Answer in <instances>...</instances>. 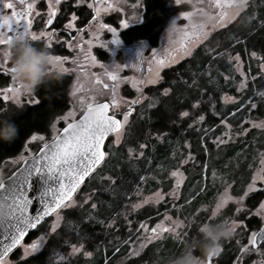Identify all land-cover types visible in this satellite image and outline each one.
Masks as SVG:
<instances>
[{
	"label": "trees",
	"instance_id": "obj_1",
	"mask_svg": "<svg viewBox=\"0 0 264 264\" xmlns=\"http://www.w3.org/2000/svg\"><path fill=\"white\" fill-rule=\"evenodd\" d=\"M167 17L164 0H148L144 22L127 29L123 35L126 38H147L155 46L159 43ZM230 51L240 52L247 61L250 60L251 51L264 52V0L250 2L233 22L212 33L191 56L163 69L161 82L147 89L149 96L157 97V102L151 107L145 101L142 105L139 104L136 111L139 109L140 113H133L124 126L119 145H114L113 135L108 138V155L102 166L79 188L90 191L100 186L101 192L96 196L97 207L86 205L67 210L65 225L59 234L50 237L42 251L32 256L27 264H62L55 261L54 251L58 248L67 250V246L63 244L65 239L83 242L93 250L96 264H103L108 256L115 258L116 253H124L122 250L127 248V240L135 233L126 232L124 223L119 220V230L110 231L114 235L112 239L107 232L110 230L108 223L119 216L124 202L133 197L134 191L142 182L145 192L153 191L161 184L168 188L170 182L166 179L167 172L178 166L180 159L176 150L181 149L186 140L192 144V151L196 153L198 161L192 171H188L189 177L183 189L182 200L188 201L190 194L193 195L192 201L182 205L185 217L190 219L199 205L211 202L220 190L216 181L202 191V170L209 158L212 165L223 169V176L227 178L225 182L235 181L234 191L238 192L249 180L246 168L257 152L255 140L259 138L256 137L264 132L252 131L248 139L231 143L224 148H215L209 140L210 135L215 136L221 131L222 118L232 120L237 118L240 111H235L240 103L224 105L221 101L223 92L237 93L235 84L238 77L234 76L236 73L233 64L228 59ZM225 74L230 78L225 80ZM68 83L69 77L63 75L58 84L51 88L41 87L36 92L39 98L37 103L8 115L18 126L19 135L11 144L0 142V164L7 157L18 154L31 134L50 131L53 119L69 105ZM250 84L254 91L250 93L256 94L264 86V80L258 77ZM166 88L167 96L162 92ZM258 100L257 113L264 116V101L260 98ZM195 103L197 105L193 107ZM185 110L193 112L192 118L180 115ZM200 115H205L204 119L190 126V122ZM159 135L163 136L162 140H159ZM142 143L147 144L142 156L129 154V148L139 149ZM151 174L156 175V178L148 176ZM112 178L115 180L113 183L110 180ZM139 214L140 218H148L155 211L147 207ZM196 228L194 226L192 235ZM37 230L25 240L33 238ZM184 242L176 241L172 236L166 237L163 242H153L148 246L146 258L151 264H161L158 261L161 256L165 264L170 257L183 250ZM117 249L118 252H115ZM14 251L16 255L17 250ZM196 253L200 254L198 251ZM134 263L132 261L130 264Z\"/></svg>",
	"mask_w": 264,
	"mask_h": 264
},
{
	"label": "rangeland",
	"instance_id": "obj_2",
	"mask_svg": "<svg viewBox=\"0 0 264 264\" xmlns=\"http://www.w3.org/2000/svg\"><path fill=\"white\" fill-rule=\"evenodd\" d=\"M254 1L256 0H248V6L250 2ZM186 2L189 3L190 10H178L177 13L170 18L166 28L161 34L159 43L155 46L144 40L125 44L121 40L120 29L115 28V36L119 39L120 43L111 44L109 48L101 47V45L103 44H108V42H110L114 37L113 33L108 31L107 29H100L99 33L97 34V25H93L91 28L77 33V36H75V38H71V35L69 34L66 35L65 33L62 34L60 32H55L51 43L54 44V47H56V49H60V51L62 52L52 53V55H62L68 57V59L64 61V67L70 70L66 74L70 75L71 77L70 83H68L67 87L69 105L63 112H61L53 119L50 131L48 133L35 132L37 136L44 137L43 141L39 139L34 141L31 140V134L27 138L22 150L18 154L7 157L1 162L0 181H2L13 171H15L21 165L24 159L32 156L43 144L47 143L53 138V136L57 135L63 127V124H66L77 118L78 115L82 113V111L90 102L94 103L104 99H112L113 88L106 89L103 87V85L101 86V84H98L99 86L97 87V84L94 81L95 77H99L102 83L113 82L116 84L115 95L117 99L121 100V103L118 109L111 108V114H113L112 111L118 113L120 112L121 114H123V112L127 111L128 107L132 105V101L138 98L140 99V105H142L144 101L149 105H153L155 102H157V97H154L153 95H150V97L147 93V89L161 82L163 69L191 56L200 45L205 43V41L211 36L212 33L228 26L237 18V16L242 11H244L248 7L247 6L246 8L241 9L237 15L223 22L222 25H217L216 20L218 19V14L225 10L224 8L215 6L217 0H181L180 4ZM226 2L227 0H220L221 4H226ZM171 3L175 4L176 2L175 0H172ZM113 4V10H120L124 16V19L122 20L127 24L141 20L140 9L137 5L136 7H132L127 3L126 0H114ZM185 11L191 13V18L194 16H202L208 21L204 25L206 34H201L198 39L189 38L190 40H192L191 43L185 40L181 32V28L183 27V25L189 23L187 19H184L180 15ZM175 18L177 19V26L174 30H170V24ZM41 30L53 32L46 28H43ZM41 30H36L35 32L39 33ZM6 34L7 33H5V35ZM90 40L92 41L91 44L88 43V41ZM182 43H184V45L188 48V54H184L181 51ZM4 47H6V45L0 46V49ZM96 47L106 50L108 53L107 56L96 52ZM65 48H67L68 50L63 52ZM138 51H141V54L139 56H137ZM252 52L254 51H251L249 61L245 60L240 52H229L228 59L233 64L232 66L236 73L234 76L237 75L238 77L235 88L236 91L237 88H240V91L236 94L223 92L221 95V101L224 105L237 102L240 103L238 110H235L240 111L238 112L237 118H233L232 120L222 118L223 123L221 122V131L215 136H209V140L215 146V148H224L226 145H229L231 143L241 142L243 141V139H248L250 137V132L252 131H255V133L258 131L264 132V127L254 126V124H258L264 121V116H261L257 113V109L259 106V97L256 95L257 93L264 92V86L261 88V90L256 92V94L250 93L251 91H253L252 85L250 83H254V80H256L258 77H261V79L264 80V72H261L260 67L261 64L264 63V52L255 51L257 53L255 57L252 56ZM86 56H95L96 62L92 63L90 59H85ZM170 56L174 57L173 62H167ZM236 57H239L238 65ZM74 58H78V64H73L72 61ZM160 59H165L166 63L163 67H160L158 69L156 61ZM0 62H3V59H0ZM113 63L126 65L118 70L117 75L119 79L117 82L109 80L105 75V67H107L109 70H112L111 66ZM101 65H103L104 67H102ZM7 66L9 65H6V67ZM237 67H239V71L236 70ZM157 71H159V75L161 78L155 83H145L141 86V92L138 93L136 90L137 86L134 84V81H139L142 79H147V77L149 76H154ZM242 73L243 76L241 75ZM224 77L225 80L230 78L228 74H225ZM241 79H243L245 82V86L243 88L240 87ZM9 85L14 86L13 81L10 79L0 84V101L3 102L2 104H0V114L8 116L15 110H20L21 108H24L29 104L38 102L36 92L31 96H21L19 103H14L11 99L4 100L3 89L7 88ZM74 88L77 89V91H75V94L73 95ZM162 92H164V90H162ZM7 95L11 97V93H7ZM229 97L231 99H229ZM81 98H83V100H81ZM253 102L256 103L255 108L250 107ZM195 105H197V103H195ZM138 110L134 113L139 114L140 110ZM184 112L188 113L187 116L189 117H191V115L193 114V112L190 113L188 110H185ZM66 115L67 119L65 120L63 117H65ZM201 116L204 117L205 115H200L196 119L192 120L190 122V126H193L197 121H202L203 119H200ZM131 118L132 114L129 115L128 122ZM53 123L55 124L54 128L52 127ZM243 129H246V131H242ZM123 134L124 132L122 131L120 133L118 143L116 142V134L113 135L114 145L120 144L123 138ZM216 137H220L223 142L221 143L220 141H217ZM158 138L159 140H162L163 136L159 135ZM141 145H144V147H139V149L129 148V154H138L139 157L142 156V154H144L145 152L144 150L147 147V144L142 143ZM176 151V155L178 159H180V161L178 162L177 167H174L167 172L166 179L170 182L168 188L165 184H161L162 186L158 187L157 189L150 192H145L143 191L144 183L142 182L141 186H139L134 191L133 197L128 198L124 202L122 208L120 209L119 216L116 217V219L110 220V222L108 223V227H110V230L107 231L108 234L112 229V232L119 230V220L124 223L123 225L125 226L126 232L133 231L135 234L134 236L129 237V239L127 240V248L125 250H122L124 251V253H120L118 255L116 253L115 258H112V255L106 257L103 264H130L132 261H135L134 264H151L146 258V252L148 250V246L151 243L156 241L163 242L168 236H172L174 239H176V241L184 242V240H188L190 236L197 235L200 227L205 223H220L228 221V223L231 224L232 220L242 221V225L237 227L229 238L223 240L227 243V246L230 247V249H228L225 253L226 257L233 256L235 258L233 264H260L261 261H264V255H261V253H264V246L256 250H251V245H249V251L243 253L240 251L242 247L248 244V239L253 233V231L250 232V222H247V220L244 219V215L248 217L257 215L256 213L259 209H252L247 205V197L244 195V193L248 190L249 185L253 183V175H264V172L260 171L262 168H264V164H262V160H264V150H258L251 160L249 166L246 168V170L249 172V180L246 183L247 185L244 184L242 186L243 188H245V192L242 195H238L237 192L235 193V181H232L230 183L225 182L227 178L223 176V169L218 166L212 165L210 162L211 159L208 157L209 159L206 162L204 169L202 170V191L204 192L205 188H209V186H211V182L216 181H218L216 185L218 186V189L220 188V190L217 192L216 196H214V199L211 202L199 205L197 211L195 212V215L191 216L190 219L185 217V213L182 212V205L185 202L188 203L192 201L191 199L193 198V195L190 194V196L188 197V199L190 200L188 201L182 200V196L184 194V186L186 185V181L189 177L188 171H192V168L198 161L197 155L192 151V144L189 140H186L183 143L181 149L179 148ZM107 155L108 154L106 153V157ZM21 156L23 157L22 160L17 159ZM176 171H178V175L175 177L172 176L171 173ZM148 176L156 178V175L154 174ZM110 180L112 183L115 181L114 178ZM259 182H261V180L259 179L255 181V188ZM99 187L100 186H97L90 191L86 190L83 187L79 189L72 198V203L70 204V206L68 208H62L59 210L60 219L58 221L56 214H53V216H51V218L48 219L43 226H40L38 228L33 238L22 242V244L30 243L32 240H35L40 236H44L43 246L37 253H34L32 256H35L42 251V249L49 241L50 237L59 234V231L65 225V215L67 210L73 208L78 209L86 205L91 206L92 203H96L98 205L96 196L101 192V190H99ZM157 192L164 195V199L159 200L158 202L154 197V194ZM173 192L175 193L174 196L169 195V193ZM225 194L232 197L233 199L228 200L226 203H224V205L216 211L215 216H213V210L216 209L217 204L221 201L222 197ZM241 196L244 197L242 201V211L237 212L236 208L240 205H237L234 201L236 198ZM145 200H147V203H144ZM135 204H139V207L133 208V205ZM147 207H151L152 209H154L155 214L148 218H140L139 213ZM258 216L262 219V222H264V212H262V214ZM165 217H170L171 219L166 220ZM176 220H179L181 222V227L177 228L175 232L164 231L160 232L155 239H145V236L150 232L152 227L163 224L165 228H168L172 226V221ZM53 222H56L57 224L54 232L52 231ZM141 225H146L147 229L142 227ZM194 226L197 228L196 230H194V233L192 235L191 232L193 231ZM45 233H47V235H45ZM110 236L113 239L114 235L110 233ZM63 244L64 246H67V250L58 248L54 251V259L57 263L96 264L97 260L95 259L93 250L89 249L83 242H72L69 240L66 241L65 239V242ZM73 244H75L77 247L83 245L81 251L73 254ZM141 244L144 245L143 248L140 247ZM16 250V255L14 251L10 254V259L18 260V258L22 255L21 246H19ZM133 251H138L139 254L132 255L131 253ZM84 252H89L91 253V255L84 256ZM116 252H118V249L116 250ZM195 254L197 256H200V254ZM32 256L26 258L27 261ZM203 260L206 261L207 258L204 257ZM158 261H161V264H164L161 256Z\"/></svg>",
	"mask_w": 264,
	"mask_h": 264
},
{
	"label": "snow or ice",
	"instance_id": "obj_3",
	"mask_svg": "<svg viewBox=\"0 0 264 264\" xmlns=\"http://www.w3.org/2000/svg\"><path fill=\"white\" fill-rule=\"evenodd\" d=\"M77 4L82 3V0H76ZM176 4L179 5L181 0H175ZM35 0L33 3H29L27 5V10L25 12H17L15 10L12 11L11 16H0V46L6 45L8 41L12 40L15 37L28 38L31 42H42V46L47 49H52L54 45L51 43L54 32L43 31L41 30L39 33L35 31H30L32 26V21L28 16L33 10ZM61 0H49L48 3V19L45 21L46 26H50L53 24V17L56 15V7L54 5H60ZM216 7L224 8L225 10L218 14V19L216 20L217 25H222L228 19L233 18L237 15L241 9L246 8L248 6V0H227L226 4H221L220 0H217ZM3 7L6 9H13L12 3H4ZM89 8H92L93 5L89 4ZM112 6L109 5V8ZM202 10V9H201ZM95 11L99 13L101 9L99 7L95 8ZM184 19L189 21L188 24L183 25L181 28V32L183 37L189 43L192 42L189 38L198 39L201 34L205 33V26L196 27L190 24L191 21V13L190 12H182L180 14ZM77 19L76 15L73 14L71 20L64 26L67 28H72L73 23ZM96 19V17H94ZM23 21V24H22ZM138 22V21H137ZM120 24L123 27H127L128 24L121 20ZM177 26V19H173L170 24V30H174ZM100 29H107L108 31L113 33V39L108 42V44H103L101 47L109 48L111 44H119L120 41L116 38V29L110 28L106 24L98 23L96 26V32L99 33ZM7 33V35H5ZM91 40L88 41L91 44ZM62 46V45H60ZM181 51L184 54H188V48L181 44ZM141 54V51L137 52V56ZM257 53L252 52V56L255 57ZM58 63L63 66L64 73L69 72L70 70L64 67V61L68 59L67 56L62 55H52L51 57ZM85 59H90L92 63L96 62L95 56H86ZM174 57H169L167 62H173ZM237 65L239 64V57H236ZM73 64H78V58L73 59ZM158 69L163 67L166 63L165 59H160L156 61ZM9 65V61L7 57L3 59V62H0V73H10L11 69ZM104 67L103 65H101ZM126 65L115 64L113 63L109 70L105 67V75L111 81H118V70ZM261 72H264V63L261 64ZM239 71V67L236 69ZM243 76V73L241 74ZM159 71L155 73L154 76H149L147 79H142L139 81H134V84L137 86L136 90L138 93L141 92V86L145 83H155L160 79ZM4 77L0 75V80H3ZM12 80V77H11ZM13 81V80H12ZM97 83H101V81L97 80ZM245 86V82L241 79L240 87L243 88ZM108 84H104V88H108ZM113 95L111 99V108L118 109L121 103V100L116 98L115 88L116 84L112 85ZM77 89L74 88L73 95L75 94ZM240 91V88H237V92ZM7 93H11V97L7 95ZM4 100L11 99L14 103H19L22 94L19 93L18 89L13 85H9L7 88L3 89ZM163 94L165 96L168 95V89H164ZM262 101H264V92L256 94ZM223 99V97H222ZM229 99H231L229 97ZM83 100V98H81ZM36 102V101H33ZM139 102V99L132 101V104H136ZM3 102L0 101V104ZM151 107V105H149ZM196 107V105H193ZM251 108L256 107V103L253 102L250 105ZM110 105L109 103H89L87 105V110L84 115L80 118L78 122L73 121L68 123L66 127L63 128L62 134H57L53 136L51 143H45L44 146L40 149L42 153V160L37 158L36 161L32 164L31 167H25L23 169H17L13 172L12 176L9 177L7 182L0 181V198L5 199L8 202L9 211L7 215L3 218H0V229L3 230L6 238L10 237V242L5 243L0 246V264H27L28 257L32 256L34 253H37L40 248L43 246L44 236H40L35 240H32L30 243L22 244V241L25 240L26 232L28 229H37L40 226L41 221H44L46 217H49L50 214H56L57 221L60 219L59 210L62 208H68L72 203L73 193L77 191L80 185L85 182V178L89 177L90 173H93L94 167L100 165L102 161L105 159L106 152L102 149V145L104 143L105 136L108 133L116 134V142H119L120 133L124 130V125L128 122V117L132 111L131 106H129L127 111L123 112V121L118 119L115 111H113L112 115H109ZM181 116H187L188 113L182 112ZM65 120L67 119V115L63 117ZM200 119H204L203 116ZM223 123V120L221 121ZM255 127H264V121L254 124ZM52 127H55L53 123ZM242 131H246L243 129ZM31 140H44L43 136H37V134L33 133L30 137ZM217 141L223 142L220 137H216ZM141 148L144 145H140ZM17 159L22 160L23 157H18ZM262 164H264V160H262ZM264 172V168L260 170ZM47 173L48 179L55 178L57 181V185L59 187H50L45 186L43 191L41 192L40 198L43 205V211L37 213L35 216H29L28 205L31 203V200L25 194L26 189L25 185L31 187V178L34 175H43ZM172 176H177L178 171L172 172ZM143 179V177H141ZM259 179L264 181V175H253L252 180L253 183L249 185L248 190L244 193L245 196L248 195L249 192L255 190V181ZM169 195H175V193H169ZM51 197L50 200L46 199V197ZM155 200L158 202L159 200L164 199V195L157 192L154 194ZM233 198L227 196L226 194L222 197L221 201L217 204L216 209L213 210L212 215L215 216L216 211L224 205L228 200H232ZM244 197H238L235 199V203L240 205L236 208L237 212L242 211V201ZM147 203V200L144 201ZM92 208H96L97 204L92 203ZM139 207V204L133 205V208ZM264 212V201H261L259 205V209L257 210V215H261ZM166 220H170V217H165ZM228 222V221H225ZM232 231H235L237 227L242 225V221L232 220ZM142 227L147 229L146 225H141ZM57 227L56 222L52 224V231L54 232ZM181 227V222L179 220L172 221V226L165 228L163 224H159L155 227H152L150 232L145 236L146 240L155 239L156 236L160 232L170 231L175 232L177 228ZM47 235V233H45ZM264 241V228L260 229V232H253L248 239V244L240 249V251L246 252L249 251V245H251V250H256L257 240ZM17 246L22 247V255L18 258V260L10 259V253L17 248ZM143 244H141V248H143ZM77 247L75 244L72 245V253H78L81 251V248ZM220 249L217 250L218 253ZM215 253V254H216ZM132 255H138V251H133ZM91 253L84 252V256H90ZM213 253L208 254V259L203 261V264H211V258L213 257ZM264 255V253H261ZM260 264H264V261H261Z\"/></svg>",
	"mask_w": 264,
	"mask_h": 264
},
{
	"label": "flooded vegetation",
	"instance_id": "obj_4",
	"mask_svg": "<svg viewBox=\"0 0 264 264\" xmlns=\"http://www.w3.org/2000/svg\"><path fill=\"white\" fill-rule=\"evenodd\" d=\"M48 1L49 0H37V1H35L33 10L30 13H28L29 18L32 21V26L30 28V31H36V30H41L43 28H46V29L53 31L54 33L55 32H60L62 34L65 33L66 35H68V34L71 35V38H75V36H77V33H80L81 31L87 30V29L91 28L93 25H97L98 23H102V24L108 25L110 28L112 27V28L120 29V37H121L122 42H124L125 44H130L134 41H140V40H144V41H147L150 43V41L147 38L137 37V36H133L131 38H126L123 35V33L127 29L132 28L136 25H140L144 22L148 0H126L127 3L130 4V6H132V7H136V5H137L140 9V15H141L140 21L132 22V23L128 24L127 27H123L120 24V21L122 19H124L122 12L120 10L119 11L113 10V6H114L113 1L114 0H82V3H80V4H77L76 0H61L60 5H54L56 7L57 11H56L55 17H53V24L50 26H46L45 21L49 18L48 17V3L49 2ZM171 2H172V0H164L165 10L168 13V17L166 19V23H165V26L163 28V31L166 28L170 18L173 15H175L178 10H182V11L190 10V5L187 2L179 4V5H177L176 3L172 4ZM4 3H12L13 9L4 8L2 6V4H4ZM29 3H33V0H5V1L0 0V16H9L10 17L13 10H15L17 12H25L27 10V5ZM89 4H92L93 7L89 8L88 7ZM132 4H134V5H132ZM104 5H105V8H104ZM109 5H111L112 7L109 8ZM96 7H99L101 9V11L99 13H97L95 11ZM73 14L76 15L77 19L75 21H72V23H73L72 28L66 29L64 26L71 20ZM101 14H102V16H101ZM94 17H96V19H94ZM22 24H23V21H22ZM163 31L161 32V34L163 33ZM161 34L159 36V39L161 37ZM32 43L36 46H42V42H40V43L32 42ZM67 50L68 49L65 48L63 50V52H65ZM49 51L51 53L62 52V51H60V49H56V47L49 49ZM96 52H98L99 54L105 55V56H107V54H108L106 50L100 49L99 47H96ZM0 75H2L4 77V79L0 81V84L4 83L6 80H9V79L11 80L10 73H5V74L0 73ZM64 75L69 77V83H70V80H71L70 75H67L66 73H64ZM97 80L101 81V79L99 77H95L94 81L96 82ZM96 84H97V87L100 84H101V86L103 85V87H104V84H112L113 85L114 83L113 82L102 83V81H101V83L96 82ZM111 88H112V86L108 87V89H111ZM38 101H39V98H38ZM102 101H109L111 103V100H108V99H104V100H101L99 102H102ZM139 101H140V99H139ZM68 103H69V99H68ZM94 103H96V102H94ZM33 104H35V103H33ZM29 105H31V104H29ZM138 106H139V102L135 104L134 111L131 112L130 114H133L136 111ZM115 113H116V116L121 118V120L123 121V114H121L120 112L119 113L115 112ZM80 115H78V117ZM256 138H259V139L255 140V146H256L257 151L260 149L264 150V134L260 135V137L258 135ZM246 183H245V185H247ZM244 192H245V188L241 187L239 189V191L237 192V194L242 195ZM246 197H247V199H246L247 205L250 208H252V209L259 208L261 201H264V181L259 182L256 185L255 190L248 193V195ZM244 219H246L247 222H250V225H251L250 232L253 231V232L259 233L260 229L264 227V222H262V219L259 218L258 215H253L250 217L244 215ZM263 246H264V241H262L259 245H257L256 249L262 248ZM220 248H221V250L218 252V254L211 258V264H233L235 258L233 256H227L226 257V255H225L226 251L228 249H230V247L227 246V243L225 241L221 242ZM206 258L208 259V257H206Z\"/></svg>",
	"mask_w": 264,
	"mask_h": 264
},
{
	"label": "clouds",
	"instance_id": "obj_5",
	"mask_svg": "<svg viewBox=\"0 0 264 264\" xmlns=\"http://www.w3.org/2000/svg\"><path fill=\"white\" fill-rule=\"evenodd\" d=\"M207 22L202 16H194L190 24L201 27ZM5 56L14 87L24 96H31L41 87L51 88L63 79V66L51 58L49 49L34 45L28 38L15 37L8 41L6 47L0 49V59ZM18 135L19 128L11 117L0 114V142L11 144ZM8 211V202L0 198V218L5 217ZM232 227L228 222L205 223L197 235L184 242L183 250L170 257L166 264H203V258L209 253L215 254L221 242L232 235ZM197 251L200 256L195 254Z\"/></svg>",
	"mask_w": 264,
	"mask_h": 264
},
{
	"label": "water",
	"instance_id": "obj_6",
	"mask_svg": "<svg viewBox=\"0 0 264 264\" xmlns=\"http://www.w3.org/2000/svg\"><path fill=\"white\" fill-rule=\"evenodd\" d=\"M109 85V87H111L112 86V84H108ZM96 103H109V105H110V111H111V103L109 102V101H102V102H96ZM96 103H93V104H96ZM129 108V107H128ZM131 108H132V111L134 110V108H135V104L133 105H131ZM87 110V107L84 109V111L81 113V115L78 117V118H76V119H74V120H72V121H70V122H68V123H71V122H73V121H76V122H78L79 120H80V118L84 115V113H85V111ZM110 111H109V115H112L111 113H110ZM131 111V112H132ZM117 118L118 119H120L121 120V118H119L118 116H117ZM68 123H66V124H64L63 125V127L61 128V130L58 132V134H62V131H63V128L64 127H66L67 126V124ZM115 133H108L106 136H105V139H104V143H103V145H102V149L106 152V143H107V140H108V138L111 136V135H114ZM51 141H52V139L50 140V141H48L47 143H51ZM44 146V144L32 155V156H29V157H27L26 159H24V161L21 163V165L18 167L19 169H23V168H25V167H31L32 166V164L36 161V159L37 158H40L41 160H42V153L40 152V149L42 148ZM107 153V152H106ZM105 157H106V155H105ZM105 160V159H104ZM104 161H102V163H103ZM101 163V164H102ZM100 164V165H101ZM100 165H97V166H95L94 167V170H93V172L100 166ZM17 168V169H18ZM16 169V170H17ZM15 170V171H16ZM15 171H13V172H15ZM13 172L9 175V176H7L6 178H4L2 181H5V182H7L8 180H9V177H11L12 176V174H13ZM91 174L92 173H90V175H89V177L91 176ZM89 177H86L85 178V182L88 180V178ZM85 182H83L81 185H80V187L85 183ZM30 183H31V187H28L27 185H25V189H26V192H25V194L28 196V198L31 200V203L28 205V212H27V214L29 215V216H35L37 213H39V212H42L43 211V205H42V202H41V198H40V195H41V192L43 191V189L45 188V186L47 185V186H50V187H59V185H57L56 183H57V181H56V179L55 178H53V179H48V176H47V173H44L43 175H39V174H37V175H34L32 178H31V181H30ZM79 187V188H80ZM79 188L77 189V191L79 190ZM77 191L75 192V193H73V197H74V195L77 193ZM46 199H48V200H50L51 199V197L49 196V197H46ZM53 214H50V216L49 217H46L45 218V220L44 221H41V224H43L45 221H47L51 216H52ZM40 224V225H41ZM39 227V226H38ZM264 228V227H263ZM36 229H28L27 230V232H26V236H25V239L28 237V235L30 234V233H32L33 231H35ZM10 242V237H8V238H6L5 237V235H4V232H3V230L2 229H0V246H2L3 244H5V243H9ZM23 242V241H22ZM262 241L261 240H257V245H259L260 243H261ZM19 246H17V248H18ZM17 248H15L14 250H16ZM13 250V251H14ZM220 250H221V248H220ZM12 251V252H13ZM11 254V253H10ZM218 253H216V254H214L213 255V257L214 256H216Z\"/></svg>",
	"mask_w": 264,
	"mask_h": 264
}]
</instances>
